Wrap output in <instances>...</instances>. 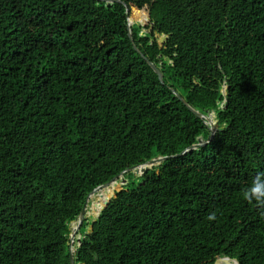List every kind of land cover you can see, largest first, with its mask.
Wrapping results in <instances>:
<instances>
[{
  "label": "trees",
  "instance_id": "16d2710c",
  "mask_svg": "<svg viewBox=\"0 0 264 264\" xmlns=\"http://www.w3.org/2000/svg\"><path fill=\"white\" fill-rule=\"evenodd\" d=\"M127 4L150 18L131 36L120 2L0 0V264H69L89 193L165 156L93 195L73 263L264 264V210L242 195L264 172V0ZM176 92L218 117L181 155L207 128Z\"/></svg>",
  "mask_w": 264,
  "mask_h": 264
},
{
  "label": "water",
  "instance_id": "95a60500",
  "mask_svg": "<svg viewBox=\"0 0 264 264\" xmlns=\"http://www.w3.org/2000/svg\"><path fill=\"white\" fill-rule=\"evenodd\" d=\"M102 1H106V2H113V1H116V2H120L122 3L125 8H126V14L128 16V26H129V29L131 27V24L134 22L131 20V12H130V9H129V6L127 4V0H102ZM135 4V6L137 7L138 10H141L138 8L136 2H133ZM144 11V13L147 14L146 10L145 9H142ZM150 18L147 14V18L146 20H138L139 22L141 23H144L145 21H148ZM129 36H131V29L129 30ZM162 37L163 35H160L159 37V43H160V46L161 47H164V45L161 43V40H162ZM134 48L138 51H140V49L137 48L136 45H134ZM142 55L144 56V54L142 53ZM145 57V56H144ZM146 58V57H145ZM149 61V60H148ZM149 63L151 64V66L154 68V70L158 73L159 75V78L161 80H163V76H162V72L160 70V68L153 62L149 61ZM225 88V87H224ZM176 95L178 96V98L187 106V108L192 111V113L196 116V117H199V118H202L204 119V124L207 128V136H205L203 139L200 138V136L196 137L195 141L189 145V147H187L186 149H184L182 152H180L179 154L177 155H181V154H184L188 151H191V150H194V149H197L201 146H204L205 144H207L212 138H214L216 132H217V126H215L214 122H212L211 120V115L208 114V115H203L201 114L200 112L192 109L190 106H188L184 100L182 99V97H180L177 92H176ZM175 155V156H177ZM168 158L167 156L165 157H155V158H152V159H149L147 160L146 162L142 163V164H139V165H133V166H130L124 170H122V172L116 176H114L112 179L108 180L107 182H105L104 184H101L97 187H95L92 192L89 193V195L86 197L84 203H83V206L81 208V211L78 215V218H77V221L75 223L74 226H72V229H71V232L69 234V242H68V245H69V264H74L73 263V255H72V241H73V237L75 236V234L77 233L78 231V228L82 222V220L85 218L86 216V206H87V203L90 199L91 196L95 195L99 189L101 188H104L106 186H108L109 184H113V183H116V180H118L119 178L123 177L122 175L126 172H129V171H132L133 173L137 174H142L143 172H145L148 168H150L151 166L153 165H158L163 159H166ZM124 182V180L122 181ZM112 197V196H111ZM108 203L105 202L104 203V206H106V204ZM97 217V216H96ZM211 264H239L238 261L236 259H233V258H229V257H217L214 261H212Z\"/></svg>",
  "mask_w": 264,
  "mask_h": 264
},
{
  "label": "clouds",
  "instance_id": "9594fccd",
  "mask_svg": "<svg viewBox=\"0 0 264 264\" xmlns=\"http://www.w3.org/2000/svg\"><path fill=\"white\" fill-rule=\"evenodd\" d=\"M243 198L249 203H254L258 208L264 210V172L257 173L251 184L243 190ZM209 221L216 219V213L207 216Z\"/></svg>",
  "mask_w": 264,
  "mask_h": 264
},
{
  "label": "rangeland",
  "instance_id": "374dc122",
  "mask_svg": "<svg viewBox=\"0 0 264 264\" xmlns=\"http://www.w3.org/2000/svg\"><path fill=\"white\" fill-rule=\"evenodd\" d=\"M138 21V20H140L139 18H135V20L134 21ZM220 107H222V105L220 104L219 105ZM217 107H218V105H217ZM208 109H209V114L212 116V114H215V106H214V104H212V103H210L209 105H208V107H207ZM214 120L216 121V123L218 124V117L216 118V114H215V118H214ZM217 128H218V126H217ZM118 186L116 187V188H111V190H112V194L109 196V197H111L112 195H113V193L114 192H116V190H119L120 188H121V183H119L118 182V184H117ZM96 195V194H95ZM95 196H91L90 197V199H89V201H88V203H87V206H86V216L87 217H89V218H95L96 216H94L93 215V212H92V210L90 209V206H91V202H93V198H94ZM75 225V223H72V225L71 226H74ZM78 236V234H75V236L73 237V240L74 239H76V237Z\"/></svg>",
  "mask_w": 264,
  "mask_h": 264
},
{
  "label": "bare ground",
  "instance_id": "6f19581e",
  "mask_svg": "<svg viewBox=\"0 0 264 264\" xmlns=\"http://www.w3.org/2000/svg\"><path fill=\"white\" fill-rule=\"evenodd\" d=\"M131 20L133 21V19H132V18H131ZM200 138H201V139H203V138H204V136H203V135H200ZM116 182H117V181H116ZM109 185H110V184H109ZM106 187H107V186H106ZM101 189H102V188H101ZM101 189H99V190H101ZM99 190H98V192H99ZM98 192H97V193H98Z\"/></svg>",
  "mask_w": 264,
  "mask_h": 264
}]
</instances>
